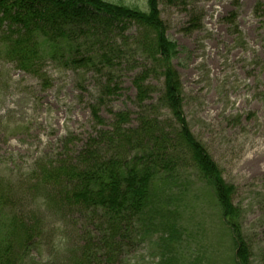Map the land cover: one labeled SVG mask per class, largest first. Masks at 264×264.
<instances>
[{
	"label": "rangeland",
	"instance_id": "obj_1",
	"mask_svg": "<svg viewBox=\"0 0 264 264\" xmlns=\"http://www.w3.org/2000/svg\"><path fill=\"white\" fill-rule=\"evenodd\" d=\"M112 1L142 9L146 2ZM157 2L166 36L179 50L172 65L183 86L186 120L234 187L249 264H264V0ZM3 23L0 35L10 30ZM122 26L102 38L107 49L122 45L113 69L44 60L29 71L0 50V243L15 231L25 244H15L17 264H164L162 250L173 264H241L234 257L236 233L225 226L214 191L192 166V193L200 197L192 196L182 218L184 238L168 247L159 233L142 240L134 227L115 234V247L106 249L100 243L101 216L65 201V182L42 180L43 167L75 162L91 137L113 129L119 113L129 114L126 127H138L145 114L170 124V111L159 103L162 70L137 46L147 31L149 39L155 33L134 22L124 31ZM93 49L88 45L83 52ZM146 69L152 71L146 83L153 90L140 103L134 80Z\"/></svg>",
	"mask_w": 264,
	"mask_h": 264
},
{
	"label": "trees",
	"instance_id": "obj_2",
	"mask_svg": "<svg viewBox=\"0 0 264 264\" xmlns=\"http://www.w3.org/2000/svg\"><path fill=\"white\" fill-rule=\"evenodd\" d=\"M157 6V0H146L144 9L112 0H0V23L7 22L10 27L0 35V50L24 70L30 71L44 60L65 67L113 69L123 55L122 45L107 49L103 35L121 24L124 31L132 22L155 33V38L149 39L147 31L137 46L162 70L165 79L159 103L170 111V124L145 114L138 127H126L129 114L119 113L113 129L91 137L75 162L43 167L42 180L56 186L65 182L61 191L65 201L101 216L100 243L106 249L115 247L111 245L115 234L122 236L134 227L142 240L159 233V240L168 247L184 238L182 218L192 206V198L200 197L193 196L187 171L192 166L198 178L214 191L225 226L236 233L234 257L249 264L250 252L242 235L243 212L233 202L234 187L223 178L186 120L183 86L172 65L179 50L166 36ZM88 45L95 49L83 52ZM150 71L143 70L134 80L140 103L148 100L153 90L146 83ZM105 88L111 87L108 84ZM93 114L99 118L97 108ZM108 143L113 144L111 149L103 148ZM13 231L0 243V264H17L15 244L23 243L15 239ZM28 234L26 230L23 239ZM162 256L164 264H173L168 250H162Z\"/></svg>",
	"mask_w": 264,
	"mask_h": 264
}]
</instances>
